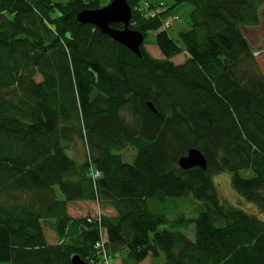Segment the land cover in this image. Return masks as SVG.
Segmentation results:
<instances>
[{
    "label": "trees",
    "instance_id": "obj_1",
    "mask_svg": "<svg viewBox=\"0 0 264 264\" xmlns=\"http://www.w3.org/2000/svg\"><path fill=\"white\" fill-rule=\"evenodd\" d=\"M172 1L144 18L126 0L129 28L144 36L138 57L76 21L98 0H0V264H102L119 252L121 264L161 254L165 264H264V220L221 202L212 180L229 172L264 216V74L241 30L259 25L262 0ZM183 4L189 28L176 41L161 25ZM150 33L161 59L145 48ZM190 149L205 169L178 167ZM188 195L201 203L196 218L149 208ZM86 201L115 216L72 219L67 204ZM191 223L193 240L173 231Z\"/></svg>",
    "mask_w": 264,
    "mask_h": 264
},
{
    "label": "rangeland",
    "instance_id": "obj_2",
    "mask_svg": "<svg viewBox=\"0 0 264 264\" xmlns=\"http://www.w3.org/2000/svg\"><path fill=\"white\" fill-rule=\"evenodd\" d=\"M99 6L104 7L109 4L110 0H98ZM146 2L148 0H139V2ZM154 4L163 2L165 6H171L173 4L172 0H150ZM175 16L179 17V20L168 30V35L174 39H179V34L185 32L189 28V12L191 11V6L187 4L179 5L174 10H172ZM168 16V14H167ZM259 16L260 22L258 26L252 27H241L242 32L250 41L253 49H255L256 59L260 64V69L264 74V49L262 44V38L264 36V0L261 1L259 6ZM154 33H150L145 38L146 49L151 52V56L154 58L161 59L159 51L154 43ZM185 60L184 55H178L171 61L175 64H180ZM122 160L125 163H132L135 150L128 148L125 151L120 152ZM240 175L243 177H249L251 173L249 171H241ZM213 183L216 188L218 197L223 203L233 205L238 207L250 214L257 215L260 219L264 220V216L259 214L254 204L245 201L241 198L231 187V174L229 172H224L219 175H215L212 178ZM58 198L61 199L62 196L58 193ZM149 208L153 213L164 214L169 221L175 220L178 216H184L185 218H196L198 215V209L201 203L195 200L191 195L180 197V198H167L163 201L148 200ZM98 212V211H97ZM95 212V213H97ZM90 213V212H89ZM92 213V212H91ZM90 215V214H89ZM92 215V214H91ZM48 238L51 240V231L49 228H45ZM173 231H180L184 233L190 240L194 239V225L191 223L186 228H176ZM126 252H119L112 258L111 254L108 255V262H116L115 264H121L123 256ZM107 262V264H108ZM142 264H165L164 256L161 254L157 258H147V260Z\"/></svg>",
    "mask_w": 264,
    "mask_h": 264
},
{
    "label": "water",
    "instance_id": "obj_3",
    "mask_svg": "<svg viewBox=\"0 0 264 264\" xmlns=\"http://www.w3.org/2000/svg\"><path fill=\"white\" fill-rule=\"evenodd\" d=\"M131 18V7L126 0H111L108 5L96 10H83L76 21L80 24H86L97 28L101 33L107 35L115 42L127 48L136 56H140V46L143 43L144 36L137 31L129 28ZM119 23L123 29H113L110 24ZM148 107L155 111L153 105L148 103ZM178 166L182 170H189L194 167L206 168L204 156L196 149L188 150L187 154L178 160ZM71 264H87L79 256L71 259Z\"/></svg>",
    "mask_w": 264,
    "mask_h": 264
},
{
    "label": "built area",
    "instance_id": "obj_4",
    "mask_svg": "<svg viewBox=\"0 0 264 264\" xmlns=\"http://www.w3.org/2000/svg\"><path fill=\"white\" fill-rule=\"evenodd\" d=\"M163 10V3L160 2L158 4H154L152 2L149 1H142L137 7H135V11L137 12L138 15L140 16H144L145 17H154L155 15H158L159 13H161ZM178 16H175L173 14H169L168 16H166L163 21H162V25H161V29L162 30H168L170 29L174 23L177 21ZM257 55V54H255ZM100 177V173L97 171H90V178L91 180L94 182L96 179H98ZM96 216H100V214H96ZM96 249H99L102 251L103 256L105 257V237L101 236L100 241L96 244Z\"/></svg>",
    "mask_w": 264,
    "mask_h": 264
},
{
    "label": "crops",
    "instance_id": "obj_5",
    "mask_svg": "<svg viewBox=\"0 0 264 264\" xmlns=\"http://www.w3.org/2000/svg\"><path fill=\"white\" fill-rule=\"evenodd\" d=\"M146 50L151 54V52L148 49H146ZM159 53H160V51H159ZM159 55H161V53ZM184 58H185V56H184ZM157 59H159V58H157ZM98 210H100L104 216H107V217H114L115 216V212H114L113 209H111V208H103V209H101V208L98 207V205L95 202L86 201V202H72V203H68L67 204V213L72 219L83 218L86 215L93 214V213L97 212ZM45 228H49V227H44L43 228V232L45 234V238H46L47 243L48 244H57L59 241H58L54 231L51 228H49L50 231H51L50 232L51 233L50 236L52 238L50 240L48 238V235H47V232H46ZM115 263L116 262H112L111 264H115ZM108 264H110V263L108 262Z\"/></svg>",
    "mask_w": 264,
    "mask_h": 264
},
{
    "label": "bare ground",
    "instance_id": "obj_6",
    "mask_svg": "<svg viewBox=\"0 0 264 264\" xmlns=\"http://www.w3.org/2000/svg\"><path fill=\"white\" fill-rule=\"evenodd\" d=\"M165 7V5L163 4V8ZM179 167V166H178ZM180 168V167H179ZM181 169V168H180Z\"/></svg>",
    "mask_w": 264,
    "mask_h": 264
}]
</instances>
